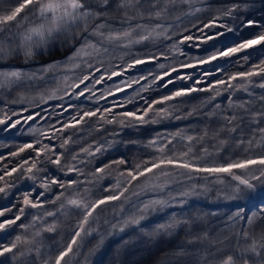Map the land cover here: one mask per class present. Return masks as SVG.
Segmentation results:
<instances>
[{"label": "rangeland", "instance_id": "obj_1", "mask_svg": "<svg viewBox=\"0 0 264 264\" xmlns=\"http://www.w3.org/2000/svg\"><path fill=\"white\" fill-rule=\"evenodd\" d=\"M150 0H146L145 9L147 13H144L145 19H134L129 25L128 23H121L122 17L125 15V11L120 13L118 10L106 11L101 14L100 19H88L89 31L96 24L107 23L113 30H124L129 26L135 27L136 23L147 24L149 27H154L157 23L162 24L164 27L169 28L168 36L171 39H165L160 37L157 40L144 41L142 44L133 45L129 50L124 47L123 44L126 41L119 43H105L108 51L106 54H101L95 57V59L89 58V63H97L103 61L105 66L110 61L113 66H118L122 63H129L134 58H144V53H164L168 58L163 57L159 61L145 63L136 66L134 69L129 70L126 73L128 80L138 78L139 76H148L149 73L155 75H162L164 71H169L170 76L175 78L180 75H189L190 79L175 80L173 84L168 87H161L163 81H158L156 84L147 87V90L142 91L137 95L138 89L141 86L146 85L147 81H140V84H133L131 88H125L123 92L115 93L114 96H107L106 100H96L87 98L91 93L86 94L85 97L76 98L65 96L63 100L52 99L46 104H42L41 108L45 109V120H40L37 123H43L40 128L47 131L48 125L56 124L59 120L61 124L66 122L69 117L76 115L77 110H94L95 107H110L115 101L116 103H123V108H116V113L122 111L136 112L137 109H143L146 107L145 101L151 103L152 100H159L165 95H171L172 92L179 89H188L196 87L198 89H207L210 84L218 79H224L235 72L247 71L252 64H256L260 59H264V55L254 53L250 58L249 64L241 66L237 63L239 56L232 58H220L209 64L202 66L197 65L199 58H206L217 49H223L230 47L233 41L239 42V38H249L245 33L246 30L252 28H245L243 31L237 33H228L223 37H219L214 40H207V42H201L206 40L207 36H214L217 32H223L224 29L217 27L215 29H204V34L198 31L199 28H203L204 24H207L213 17L220 14V10L230 7L233 4L240 7L233 13L235 19L223 18L218 23L227 24L229 27H237L240 19H252L258 21L260 24L264 22L260 18L264 17V0H191V3L177 4L176 6H169L167 17L162 20L147 19L148 5ZM16 6V0H4L3 4H0V15L5 14V10ZM163 6V5H162ZM199 8L201 11L196 12L195 9ZM152 11H155L153 9ZM94 13H98L92 11ZM128 16H133V11L127 12ZM82 22V21H81ZM80 22V23H81ZM33 22H26L21 25L20 29L22 33L27 27H31ZM83 25V24H82ZM255 28V27H253ZM16 31L17 28H13ZM109 29H105L107 33ZM260 31V30H259ZM258 30L256 31L259 32ZM172 33H176V36H172ZM141 33H134V38H138ZM192 36V41H186L180 46V49L176 52L170 50V46L177 42L178 39H182L183 36ZM9 36V35H8ZM7 36V37H8ZM96 41L93 40V43ZM199 44V47L193 46ZM68 49L65 55L60 59L50 61L46 64L38 62L34 56L26 58L21 66L18 63H14V67L11 69L0 68V71L20 70L26 73L28 76L33 74L37 76H43V80H23L10 88H5L14 92L16 98L13 100V105H16L14 112H19L21 107H29V101L33 103L39 102L41 95H46L56 90V95L64 96V89L66 85L73 83V78L84 74L81 69H72L70 64H66L65 61L68 56L75 51V49L67 46ZM63 48V47H62ZM252 51V50H249ZM183 53V54H181ZM243 55V54H240ZM180 62H187L189 64L197 65L195 68H179ZM76 64H82L81 60L74 61ZM163 63L166 65L165 69H160L158 65ZM59 64L60 67L53 68L48 73H41L39 70L49 65ZM171 67H177V72H171ZM217 68L223 70L222 73L217 72L213 76L207 77L199 84L196 83L200 80L202 72H215ZM64 76H68L69 79L65 81ZM168 77H165V80ZM121 80H125V76L115 77L112 81H108L106 84L101 83L96 85L92 89L96 97L101 94L106 95L105 89L110 88L113 84H118ZM254 83L258 84L260 81L258 78H253ZM78 82V81H76ZM87 83V82H86ZM83 87V85L81 86ZM123 87V85H121ZM250 91L256 97L264 95V89L259 87H251ZM222 95L217 97L214 103L226 106L228 103L227 97L231 93L223 92ZM214 95L211 91H194L190 94L175 98L173 101L165 102L164 104L154 105V109L166 108L172 112V116L168 119H159L153 115V112H149V115L145 117L149 122L146 124H135L131 121V118H126L124 126L121 127L117 124L104 125L103 129L96 131L99 125L96 123L95 118L89 120L87 124L81 126L79 134L73 138L78 139L81 142L70 148L68 157L74 152H78L81 147H87L96 143H105V141H111V147H108V151L100 155L98 159L92 161V163L81 166L85 174L92 173L96 167H101L103 164H108L113 160L123 157L128 161V165H120L119 168L113 166L106 170L104 179L99 180L93 185H88L92 188L89 193V200H96L102 198L105 195L103 189L110 188L115 185L119 174L125 171L126 168L134 167L135 164H141L143 161L148 160L152 156H158L160 153L156 152L154 148L146 147L149 141L159 136H166L171 140V134H175L180 131L182 136H200L207 131L208 136L204 141L200 143L193 142L189 145L186 140H173L171 145H167L165 155H172L173 151L168 149H174L177 156L181 152L187 151L190 146L193 149V153L200 157L202 156V149L207 147L210 152H216V146L220 140H226L228 138L227 133H222L218 137H213V133L216 129L220 128L221 122L218 116L209 118L208 114L212 112L213 105L207 103L210 96ZM23 97V100L20 98ZM143 97L144 99H141ZM233 99L237 101L249 100L250 97L247 93L241 91L236 92L233 95ZM69 103L74 105V108L69 109L68 112L61 113V110L55 107L58 104L67 106ZM264 107L258 101L253 103L252 111H256L259 108ZM195 112L193 115L188 116L189 112ZM30 112L40 111V109L30 107ZM29 112L23 113L28 115ZM140 115V112H137ZM231 115V110L226 113ZM238 115H242L237 110ZM179 116L181 119H176ZM187 117V118H184ZM20 117H12L17 119ZM111 118V117H109ZM153 119H157V123H152ZM30 123V122H29ZM248 122L245 121V124ZM36 126V125H35ZM60 127V125H56ZM27 125H17L15 129H9L15 131V134L26 133L25 128ZM254 127V126H253ZM260 127H264L261 124ZM6 125L0 126V134H5L9 130L5 131ZM119 132V135L113 136L112 133ZM70 134V133H66ZM245 139L247 140L251 136V130L245 128ZM259 140L260 137H255ZM47 143V140H45ZM58 143V142H55ZM167 144V141H165ZM6 145L0 146V155L7 157ZM59 151V149H58ZM261 151L259 147L256 148V152L251 153L255 155ZM244 158V148H236L235 141H230L228 144L221 148L219 155L214 159L220 163H223L226 159H240ZM80 159H85L81 155ZM3 164L9 162L7 159ZM3 161H0V165ZM211 163V162H210ZM8 165V164H7ZM203 166V164L201 165ZM48 171L52 175H57L54 168L47 166ZM170 175L168 177L169 183L163 192H142L141 186L144 183V179L140 178L134 181L131 185H128L123 180L121 181V188H127L124 197L121 201H114L107 205L101 206L96 213V222H92L89 227L92 229V234L85 237L82 241H78L81 245L79 248L74 245V253L70 254L66 259L69 264H96L101 258L106 256L107 251L111 246H126L130 243L145 242L155 244L158 240L159 246L162 250H172L169 252L172 256L170 262L174 264H221L228 255H232L235 264H245V260L252 264H264V253L258 258L255 254L247 252L246 250L252 244L253 240L260 241L264 236V225L253 226L252 221L249 223L248 218L253 216V212L256 209H260L264 206L255 203H259L256 193L264 190V184H256L254 190H248L241 188L240 192H235V183L226 177H216L211 179H205L203 174L199 178L189 181L187 177L180 175L179 170L168 169ZM43 175V174H42ZM156 176L159 175L157 172ZM61 179H76L75 174H70V177L59 176ZM154 182L163 183L164 178L161 177L159 181H156L155 176L150 177ZM81 179H84L82 176ZM91 179V177H89ZM219 179H224L223 183H219ZM192 185L196 186V195L186 198V202L180 206L178 199L170 200L168 206H157L156 211H150L146 214L145 219L141 221L139 226H131V230L128 233L119 231V225L122 224L124 219H127L134 215H140L137 212V205H142L149 199H165L169 197H179V194L191 189ZM203 185L207 190L201 188ZM0 186H3L0 183ZM20 188L16 190V187L5 195L0 193V211L11 208V212H5L4 217H0V221L4 219H13L15 215L19 214L20 207L23 206V193L30 191L35 187V192L32 193L30 199L34 202L40 192L44 191L39 186V182L34 184L31 180L19 181ZM59 189L56 186H52L51 191L45 194V197L41 198L44 202V208L41 210L32 209L30 207L25 209V215L21 217L20 221H17L16 225H13L11 229L5 232H0V243L6 244L9 241L19 235L22 239L26 238L31 240L33 233L38 231L42 227H46L44 224H37L36 227L29 228L26 232L22 230L20 224H29L33 215H41L44 211H55L59 208V203L55 205L48 203L59 193ZM119 189H117V192ZM139 194V195H137ZM19 198V199H18ZM254 202V203H253ZM242 215L237 216L236 213L241 212ZM176 214V219L181 221H188V223H181L174 229H170L167 232L156 231L158 225L167 224L172 222L173 214ZM208 217L207 219H205ZM81 218V212L76 209H69L64 214L56 217L57 229L54 232H43L42 239H37V245L41 248V254L39 257L35 254V249L27 255L21 256L20 253L26 252L27 248L24 245H18L17 249H14L13 253H6L4 256H0V264H45V260L55 257L58 254L57 249L62 250L66 243L70 240L72 235V227L76 224L77 220ZM53 223L52 218H47V224ZM262 224V223H261ZM113 225H117V228H113ZM123 233V234H122ZM247 233V236H245ZM154 237V239L152 238ZM243 255V258L241 256Z\"/></svg>", "mask_w": 264, "mask_h": 264}, {"label": "snow or ice", "instance_id": "obj_2", "mask_svg": "<svg viewBox=\"0 0 264 264\" xmlns=\"http://www.w3.org/2000/svg\"><path fill=\"white\" fill-rule=\"evenodd\" d=\"M4 0H0V4H3ZM101 3L111 8L112 5L110 0H101ZM191 3V0H150L148 5L147 19L162 20L167 17L169 6H176L177 4ZM163 5V6H161ZM142 7V0H118L117 10H125V15L122 17L121 23H128L131 25L134 19H145L144 13L140 11ZM239 5L233 4L230 7H226L220 10L218 16L213 17L207 24L203 25V28H199L198 31L201 35L204 34V29H215L221 27L224 29L223 32H217L214 36H207L206 40L201 42H207V40H214L219 37H223L228 33H237L243 31L245 28H259L260 31L249 38H239V42H232V46L225 47L222 50L217 49L215 52L208 55L206 58H199L197 65L202 66L216 61L220 58H232L239 56L237 63L241 66L249 64L250 58L254 53L264 55V24H260L256 20L252 19H240L237 27H229L227 24L218 23L223 18L235 19L233 13L237 11ZM155 9V11H152ZM133 11V16H128L127 12ZM196 12L201 9L196 8ZM100 19V13H94L89 10L87 0H16V6L5 10V14L0 15V36H3L4 32L7 31L10 35L5 39L17 37L20 40L19 47L23 50L24 56L30 58L34 54L36 48H46L54 39L63 35V43L68 45L70 48L75 49L70 56L67 57L65 63L70 64L72 69H81L84 73L81 76L74 77L73 83L66 85L64 89V96H57L56 90L46 95L39 97V102L33 103L29 101V107H21L19 112H12L8 115V109L5 107L4 118H0V125H6L5 131L9 129H15L17 125L23 124L29 125V122L37 123L40 120H45L44 112L45 109L41 108L42 104H46L49 100L60 99L63 100L65 96L71 99L72 97L82 98L88 95L89 100H106L107 96H114L115 93L123 92L125 88H131L133 84H140V81H147L146 85H143L138 89L137 95L140 92L147 90V87L156 84L158 81H163L161 87H168L173 84L175 80L179 79H190L191 77L187 74L178 75L175 78L170 76L169 71H164L162 75L153 76L149 73L148 76H139L138 78L128 80L126 73L134 69L138 65L159 61L162 57L167 59L168 57L164 53H144V58H134L129 63H122L118 66H113L111 62L105 66L103 61L97 63H89L88 59H95L96 56L106 54L108 49L105 47V43H119L126 41L123 44L124 47L129 50L133 45L142 44L144 41L157 40L160 37L165 39H171L168 36L169 28L164 27L162 24L157 23L154 27H149L147 24L136 23L135 27L129 26L124 30H113L107 23L96 24L89 31L88 19ZM31 27H27L22 33L13 32L12 29L15 27L19 29L22 24L26 22H33ZM83 21L84 24L80 27L79 31L71 32V28L80 25ZM109 29L105 33V29ZM141 33L138 38H134V33ZM176 33H172V36H176ZM93 40L96 42L93 43ZM193 37L183 36L182 39H178L176 43L170 46L172 52H176L180 49L186 41H192ZM193 46L199 47V44ZM252 50V51H249ZM10 54V53H9ZM183 54V53H181ZM243 54V55H240ZM5 52L3 47V41L0 40V60L4 59ZM81 60L82 64H76L74 61ZM197 65L189 64L187 62H180L179 68H195ZM60 67L59 64L49 65L45 68L40 69L41 73H48L53 68ZM160 69H165L166 65L160 63L158 65ZM177 67H171V72H177ZM217 72L222 73L223 70L217 68L215 72H202L200 80L196 83L199 84L209 76L215 75ZM125 76V80H121L118 84H113L110 88L105 89L106 95L101 94L99 97L95 96L92 89L96 85L101 83H107L112 81L115 77ZM165 77L168 79L165 80ZM253 78H258L259 83H254ZM43 80V76H37L33 74L28 76L20 70L11 71H0V89L10 88L13 85L18 84L23 80ZM63 79L67 81L68 76H64ZM78 81V82H76ZM87 82V83H86ZM83 85V87H81ZM123 85V87H121ZM251 87H259L264 89V59H260L258 63L252 64L247 71L235 72L224 79H218L214 84H210L207 89H198L196 87L188 89H179L171 93V95H165L159 100H152L151 103H146V107L142 110L137 109L136 112L122 111L116 113L114 109L123 108V103H116L113 101L110 107H95L94 110H77L76 115L69 117V119L61 124L59 120L56 124L48 125L47 131L41 128H33L29 125L28 132L35 134V139L31 143H24L22 146H18L17 150L8 154V157L0 155V161H4L11 158L20 157L21 154L30 150L31 155L27 158L20 159L18 163L12 167L7 164L0 165V193L7 195L12 188L19 187V181L31 180L39 182V186L44 189L36 197L34 202L30 199L35 187L30 191L23 193V206L19 209V214L15 215L13 219H4L0 221V232H5L11 229L13 225L17 224V221L21 220V217L25 215V209L30 207L32 209L41 210L44 208V202L41 198L45 197V194L51 191L52 186H56L60 191L54 195L51 201L48 203L55 205L59 203V208L55 211H44L41 215H33L32 220L29 224H20L19 227L25 232L29 228L36 227L37 224H44L46 227L40 228L38 231L33 233V238L28 240L22 239L21 236L17 235L14 240L9 241L6 244L0 243V256H4L6 253H13L14 249H17L18 245H24L27 248L26 252L20 253L21 256L27 255L35 249L37 257L41 254V248L37 245V239H42V233L54 232L57 229L56 217L64 214L69 209H76L81 212V218L77 220L76 224L72 227V235L70 240L66 243V246L62 250L57 249L58 254L55 255L54 259L49 258L45 260V264H69L66 257L74 253V245L79 248L81 245L78 241H82L85 237L92 234V229L89 225L92 222H96V213L103 205H107L114 201H121L124 197L125 192L128 189L121 188V181L123 180L128 185H131L134 181L140 178L144 179V183L141 186L142 192H163L169 183L170 173L168 169L179 170V174L187 177L189 181L195 178L203 177L205 179H211L216 177L230 178L235 183V192H240L241 188L254 190L256 184H264V127H260L264 124V107L259 108L256 111H252L253 103L258 101L264 106V95L256 97ZM221 89L225 93H231L228 97V103L226 106L214 103L217 97L222 95ZM243 91L250 97L249 100L237 101L233 99V95L238 91ZM194 91H211L214 95L210 96L207 103L212 104V112L208 114L209 118L218 116L221 122V127L216 129L213 133V137H218L222 133H227L228 138L226 140H220L216 146V152H210L207 147L202 149V156L197 157L193 153L192 147H188L187 151L181 152L177 156L174 149H168L173 151L172 155H165L167 145H171L173 140H186L189 145L193 142L200 143L205 140L208 136L207 131L200 136H182L181 132L178 131L175 134H171L172 139H167L166 136H159L149 141L146 147L154 148V150L160 155L152 156L148 160L143 161L141 164H135L134 167L126 168L125 171L120 172L119 178H117L114 186L110 188H104L105 195L102 198L94 201L89 200V193L92 188L88 185H93L99 180L104 179L106 170L113 166L119 168L120 165H128V161L123 157L111 161L108 164H103L101 167H96L92 173L85 174L81 166L92 163V161L98 159L100 155L108 151V147H111V141H105V143H96L93 141L87 147H81L78 152L71 154L70 159L68 157L70 148L81 141L74 139L73 137L80 133L81 126L87 124L89 120L95 118L99 128L96 131L103 129L104 125L117 124L121 127L124 126L125 119L131 118V121L135 124H146L149 121L145 119L149 115V112H153L155 117L159 119H168L172 116V112L166 108L154 109V105L164 104L165 102L173 101L175 98L183 97ZM23 100V97L20 98ZM141 99H144L141 97ZM7 104V102H5ZM34 107L40 109V111L30 112L29 108ZM55 107L61 110V113L68 112L69 109L74 108V105L69 103L67 106L58 104ZM228 110H231L232 114H226ZM239 110L242 115L237 114ZM29 112L28 115L23 113ZM137 112L141 114L138 115ZM193 112H189L188 116L193 115ZM12 117H20L12 119ZM111 117V118H109ZM187 118V117H184ZM176 119H181L177 116ZM245 121L248 123L245 124ZM152 123H157V119H153ZM56 125H60L57 127ZM254 126V127H253ZM251 130V136L246 140L244 136L245 128ZM66 133H70L67 134ZM113 136L119 135V132L112 133ZM259 136L260 139L256 140L255 137ZM47 140V143L45 142ZM167 141V144H165ZM230 141H235L236 148H244V158L240 159H226L223 163H220L214 159L215 156L219 155L221 148L228 144ZM58 142V143H55ZM105 144L108 147H105ZM259 147L261 151L252 155L251 153L256 152V148ZM59 149V151H58ZM81 155L85 159H80ZM211 162V163H210ZM203 164V166H201ZM51 166L55 169L57 175H52L48 171V167ZM159 173L156 176V173ZM75 174L76 179L67 178L61 179L59 176L70 177V174ZM43 174V175H42ZM84 179H81V177ZM155 176L156 181H159L161 177L164 178L163 183L154 182L150 177ZM91 177V179H89ZM219 183H223L224 179H219ZM203 190H207L201 185ZM117 189L119 191L117 192ZM196 186L192 185L188 191L181 192L179 197H169L165 199H149L142 205H137V212L140 215H134L127 219H124L122 224L119 225V231H123L125 227L139 226L141 221L145 219L146 214L150 211H156L157 206L166 207L170 200L178 199V203L182 206L186 202V198L192 195H196ZM139 195V194H137ZM19 199V198H18ZM12 209L8 208L0 211V217L5 216V212H11ZM264 212V207L260 209ZM237 216L242 215V211L236 213ZM255 215V214H254ZM176 214H173L172 222L167 224L158 225L156 231L167 232L170 229H174L181 223H188V221L177 220ZM47 218H52L53 223L47 224ZM249 223L252 221V217L248 218ZM113 228H117V225H113ZM247 236V233H245ZM247 252L255 254L256 257H260L264 253V236L261 237L260 241L253 240L252 244L246 250ZM243 258V255L241 256ZM221 264H235V260L232 255H228ZM245 264L248 261L245 260Z\"/></svg>", "mask_w": 264, "mask_h": 264}, {"label": "trees", "instance_id": "obj_3", "mask_svg": "<svg viewBox=\"0 0 264 264\" xmlns=\"http://www.w3.org/2000/svg\"><path fill=\"white\" fill-rule=\"evenodd\" d=\"M87 3L89 5L90 11L104 13L106 11H112L115 9L117 10L118 0H110V3L112 5L111 8L105 7L101 3V0H87ZM145 5L146 0H142V7L140 8V11L143 13H147ZM118 11L122 13L125 10L120 9ZM260 20L264 22V17L260 18ZM82 24H84L83 21L80 23L79 26L71 28L70 31H79L80 27L83 26ZM20 29L22 28H19L16 31H12L19 33L21 32ZM257 30L259 31L260 29L255 27L246 30L245 33L247 34V37H250L251 35L256 34ZM8 35L10 34L5 31L3 36H0V40L3 41V47L5 52L4 59L0 60V68L11 69V67H14V63H18L20 67L22 62L26 59L23 50L19 47L20 40L17 37L5 39V37H7ZM63 40V35L57 36L54 41H52L46 48L34 49V54L32 56H34V58H36L38 62L43 64H46L56 59H60L65 55L64 51L68 49V45L64 44ZM230 46H232V44ZM15 98L16 96L13 91L7 89H0V118H4L5 114L2 109H4L5 107H7L8 109V115H11V113L15 111L16 105H13V100ZM5 102H7V104H5ZM42 124L43 123H29V125H31L33 128H40ZM29 125H27V127L25 128L26 133L24 134H15L16 132L12 130H9L5 134H0V146H3V144L6 145L5 147L7 148V153L9 154L11 152L16 151L18 146H22L24 143L33 142V140L35 139V134L28 132ZM29 155H31V152L30 150H27L25 153L21 154L20 157H9L7 159L9 162H7V164L9 167H12L16 165L20 159L27 158ZM5 162L6 161L4 160L2 164ZM19 188L20 186L16 187V190H18ZM256 195L259 203L255 204L257 206H259V204L264 206V190H261L260 192L256 193ZM207 218L208 217H206L205 219ZM252 224L255 227L258 225H264V212H261L259 211V209H256L253 212ZM129 231H132L131 226L125 227L123 233H128ZM127 235L129 236L130 234L128 233ZM152 238L154 239V237ZM159 244L160 242L158 240L155 244L153 243L151 245L149 243L140 242L130 243L126 246H111V248L107 251L106 256L102 259L100 258L96 262V264H174L170 262V257L172 255L169 252H171L172 250H162Z\"/></svg>", "mask_w": 264, "mask_h": 264}]
</instances>
